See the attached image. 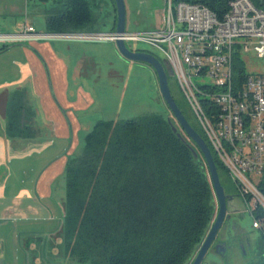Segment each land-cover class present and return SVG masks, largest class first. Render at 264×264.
<instances>
[{"label":"trees","instance_id":"trees-1","mask_svg":"<svg viewBox=\"0 0 264 264\" xmlns=\"http://www.w3.org/2000/svg\"><path fill=\"white\" fill-rule=\"evenodd\" d=\"M193 1L203 2L213 11L225 9L223 0ZM61 7L48 14L49 32L99 31L93 27L97 18L87 0H66ZM235 60H241L238 54ZM239 71L235 68V73ZM168 79L170 86L173 76L169 74ZM174 99L209 146L226 190L222 177L229 174L224 164L192 115ZM35 116L26 89L13 91L5 109L8 139L32 134ZM184 138L173 130L168 118L153 113L100 120L94 125L81 153L66 165L64 216L58 234L65 258L90 264L189 262L206 236L217 206L205 158L200 151L196 158L192 151L196 145ZM261 189L264 193V183ZM261 214L257 211V216ZM260 231L264 245V229Z\"/></svg>","mask_w":264,"mask_h":264},{"label":"built area","instance_id":"built-area-1","mask_svg":"<svg viewBox=\"0 0 264 264\" xmlns=\"http://www.w3.org/2000/svg\"><path fill=\"white\" fill-rule=\"evenodd\" d=\"M221 3L225 9L217 12L200 1L166 0L161 28L142 32L40 33L24 24L15 33L0 29V42L67 38L116 43L122 38L151 46L163 56L195 122L248 207L252 227L263 230L264 70L249 71L246 57L253 54L252 62L264 66V0ZM235 68L241 71L235 73Z\"/></svg>","mask_w":264,"mask_h":264},{"label":"crops","instance_id":"crops-1","mask_svg":"<svg viewBox=\"0 0 264 264\" xmlns=\"http://www.w3.org/2000/svg\"><path fill=\"white\" fill-rule=\"evenodd\" d=\"M18 1H0V27L16 32L26 24L33 26L37 32L51 33L47 27L48 14L63 8L61 6L66 0H52L53 6L57 4V7L49 6L50 0H26L27 7L36 6L31 10L43 9L46 24L42 26L38 23L36 26L35 18H29L30 8L25 12V21L21 20L23 16L18 12ZM87 1L97 18L96 26L93 27L100 31L99 24H106L112 30L117 22L115 1ZM1 43L4 42H0V49L4 45L8 47L0 52V57L8 55L10 60L5 63L6 66L0 67V125L4 127L0 132V142L4 145L12 142L5 129L8 97L15 90L27 89L31 96L36 92L40 95V99L30 103L36 111L33 120L36 129L28 137L17 141H36L41 153H49L55 148L56 152L43 170L36 174L33 182L40 200L41 197L55 199L52 204L54 211H48L46 204L37 207L33 215L14 211L5 198L11 184L10 174L0 179V264H77L65 258L61 249L58 234L64 216L62 203L66 191L61 190L57 194L54 185L57 178L65 173L68 160L81 153L85 136L97 121L94 111L104 103L103 99L97 98L94 87L81 80L91 79L96 60L107 55L111 57L117 53V47L109 41L67 38L32 39L10 45ZM96 53H100L101 57ZM109 69L110 74L117 72L111 65ZM32 157L29 153L28 159ZM0 159H3L2 155ZM25 175V172L21 173L22 178ZM13 200L17 201L18 198L14 197ZM231 201L236 204L234 198Z\"/></svg>","mask_w":264,"mask_h":264},{"label":"rangeland","instance_id":"rangeland-1","mask_svg":"<svg viewBox=\"0 0 264 264\" xmlns=\"http://www.w3.org/2000/svg\"><path fill=\"white\" fill-rule=\"evenodd\" d=\"M0 1L2 2L3 0ZM124 3L126 8V31L142 32L159 29L163 25L162 20L166 7V0H124ZM49 6H53L52 0H50ZM53 7H57V4ZM27 8L29 9L30 7H27L26 0L22 2V4L21 0L18 1V12L23 16L21 20L23 19L25 21V12ZM35 8L36 6H34V8L31 6L29 9V18H35L36 26L37 23L41 26L46 24L42 15L43 9L40 8L38 11L31 10ZM99 26L101 27L99 28L101 32L111 31L109 25L99 24ZM1 27L0 29H2L4 33H15L12 32L14 30ZM18 31L20 30L18 29L16 32ZM1 44L10 45L12 42ZM126 44L131 49L140 48L150 50L164 62L163 56L146 43L127 41ZM96 54L98 57H101L100 53ZM246 58L249 71L260 72L264 70V66L252 62L254 59L253 54H249ZM8 60H10V56L8 55L0 57V67L6 66ZM96 61V69L94 70V68H92V71H94L90 74L92 78L86 80L82 78L81 80L82 82L89 83L92 88L94 87L95 92L98 94L97 98L103 99L104 102L102 105H98L97 111H94V117L97 119L95 123L100 120L133 119L144 114L153 113L170 119L178 131L187 138L182 127L174 118L166 102L162 98L159 91L157 75L151 66L143 62L125 59L118 49L117 53L115 52L111 57L107 55L106 58H98ZM110 65L112 69L117 70V72L114 71L110 74ZM170 86L174 97L181 102L185 110L192 115L187 107V103L179 88L178 82L173 79L170 82ZM26 92L29 104L33 100L40 99L38 92L32 96L29 90L26 89ZM106 93L107 95L104 96ZM3 130L4 127L0 125V132ZM55 152L56 148L49 153H41L36 141L27 142L16 140V142L12 141L8 145L7 143L4 145V143L0 142V155L3 156V159H0V179L6 174H10L9 181L11 184L6 192L5 198L7 202H10L14 211L16 210L17 212H25L33 215L35 214V209L40 207L41 204H46L48 206V211H54L52 204L55 202V199L52 197H41L40 200V197L33 188V182L36 179V174L41 172L44 166L52 160ZM29 153L33 155L30 159H28ZM4 157H6V160H4ZM22 172L26 174L23 178L21 177ZM65 175L66 173L59 176L55 182L54 192L57 194H59L61 190H64V192L66 191ZM222 180L225 183L227 194L232 196L236 201V204L231 201L230 209L232 215L229 224V228H232L230 238L233 239H231V241H235L236 243L235 246L229 249L227 257L224 258L214 254L211 248L202 264H260L264 259V245L262 243L261 231L252 227L253 218L248 211V207L242 202L243 200L238 195L234 183L229 179V176H223ZM14 197H17L18 200H13ZM246 229L253 230L250 248L246 246L245 235L242 234V231ZM239 242L244 243L246 246V254L239 249ZM198 247L187 264H191ZM77 264L90 263L85 262Z\"/></svg>","mask_w":264,"mask_h":264},{"label":"water","instance_id":"water-1","mask_svg":"<svg viewBox=\"0 0 264 264\" xmlns=\"http://www.w3.org/2000/svg\"><path fill=\"white\" fill-rule=\"evenodd\" d=\"M114 1L117 10V22L115 31L117 33L122 34L126 30L125 3L124 0ZM115 44L122 57H124L125 59L143 62L153 68L157 75L159 91L161 93L162 98L166 102L174 118L182 127V130L185 132L187 138L190 139L196 145V147L192 146L194 156L198 158L200 151L205 158L206 164L208 166V174L210 176V180L216 197L217 212L209 230L207 231L206 236L204 237L202 243L199 245L195 257L191 262V264H202L207 253L212 248V244L214 243L215 238L228 215L229 202L233 198L232 196H229L226 193V190L221 183L217 165L209 146L207 145L203 137L194 129V127L187 120V118L185 117L182 110L179 108L178 104L174 99V96L170 90L168 79L169 74L172 75V73H168L164 64L154 54L145 51L132 50L126 45L125 41L122 38L117 39ZM168 120L171 123L173 130L185 140L183 134L181 132H178V129L171 122L170 119Z\"/></svg>","mask_w":264,"mask_h":264},{"label":"flooded vegetation","instance_id":"flooded-vegetation-1","mask_svg":"<svg viewBox=\"0 0 264 264\" xmlns=\"http://www.w3.org/2000/svg\"><path fill=\"white\" fill-rule=\"evenodd\" d=\"M231 202H229V207H228V215L223 222V225L221 229L219 230L214 243L212 244V251L214 254L218 255L221 258L227 257V253L229 249H231L233 246H235V241H231L230 235L232 232V228H229V224L231 222ZM224 230V231H223ZM253 233V230L251 229H246L242 231V234L245 235V243L247 244L246 246L248 248L251 247V235ZM239 249L242 250L244 253L246 252L245 250V245L242 242H239ZM246 254V253H245Z\"/></svg>","mask_w":264,"mask_h":264}]
</instances>
